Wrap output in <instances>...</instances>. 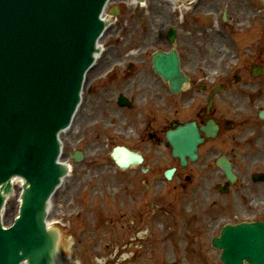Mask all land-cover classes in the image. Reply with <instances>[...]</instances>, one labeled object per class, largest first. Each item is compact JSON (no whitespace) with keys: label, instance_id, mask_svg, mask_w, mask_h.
I'll use <instances>...</instances> for the list:
<instances>
[{"label":"rangeland","instance_id":"374dc122","mask_svg":"<svg viewBox=\"0 0 264 264\" xmlns=\"http://www.w3.org/2000/svg\"><path fill=\"white\" fill-rule=\"evenodd\" d=\"M114 3L121 13L101 38L100 45L109 50L110 58L116 59L115 51L120 54L128 48L123 51L127 64L135 57L143 63L144 69L134 81L141 101H135L131 111L117 113L108 97L101 100L84 91L71 130L61 136L62 160L71 162L72 169L50 202L48 221L52 224L59 221L54 227L61 231L62 260L64 264H221L219 253L210 245V238L218 234L221 226L264 220V181L258 184L249 181L252 172L264 173V122L256 119V110L264 108V80L252 79L249 72L258 57L263 59L264 66V0H196L182 17L166 0H147L137 7L128 0ZM154 18L159 21L153 22ZM169 26L177 29L176 43L183 67L203 77L204 82L225 70L231 83L235 76L254 82L252 85L238 82L235 86L241 89H234L244 91L245 95L235 96L233 103L218 101L221 107H227L228 116L242 122L248 115L250 100L254 102L244 125L240 122L235 131L224 132L215 143L204 145L198 162L180 169L171 181H165L163 170L176 164L168 149L157 150L156 145L150 148L148 140L139 144L149 158L150 172L144 176L133 169L119 171L109 152L117 143L137 148L136 132L144 129L148 121L160 137V128L168 118L191 116L187 108L182 112L181 108L177 114L174 108L167 111L168 106L156 100V95L166 94V90L148 70L150 53L170 47L164 37ZM116 39L122 45L108 49L110 40ZM215 39L221 41L222 47L212 53ZM97 71L98 68L88 74L86 88L101 74ZM239 129H242L241 143L233 144L230 137L240 135ZM75 147L85 150L84 159L78 163L68 158ZM208 147H217V153L209 152ZM220 151L233 159L240 175L227 196L214 189L215 183L224 179L212 163ZM189 174L192 182L182 184ZM140 177L148 179L150 190L131 182ZM127 190L134 195V201ZM214 198L216 204L208 207ZM16 210L17 199L13 196L3 211L5 224ZM106 222L112 226L108 227ZM130 226H135L134 233L140 229L138 233L143 237L134 246L126 242L128 237L134 240L131 232L125 231ZM114 238L118 240L115 242Z\"/></svg>","mask_w":264,"mask_h":264},{"label":"water","instance_id":"95a60500","mask_svg":"<svg viewBox=\"0 0 264 264\" xmlns=\"http://www.w3.org/2000/svg\"><path fill=\"white\" fill-rule=\"evenodd\" d=\"M105 2L0 0V209L4 195L13 191L12 178L23 181L13 222L2 227L0 216V264H59L58 232L44 225L46 202L65 173L56 162L57 136L78 101L83 73L102 30L98 15ZM168 34L173 40L174 30ZM152 60L178 92L187 77L179 70L177 52L158 51ZM201 129L206 135L215 130ZM166 136L182 165L186 158L196 160L203 139L194 123L178 125ZM112 156L122 168L129 164L116 150ZM217 163L233 182L230 163L224 157ZM172 172L166 171L167 178ZM211 243L222 250L223 264H264V222L227 224Z\"/></svg>","mask_w":264,"mask_h":264},{"label":"flooded vegetation","instance_id":"af4514ba","mask_svg":"<svg viewBox=\"0 0 264 264\" xmlns=\"http://www.w3.org/2000/svg\"><path fill=\"white\" fill-rule=\"evenodd\" d=\"M140 70H142V69H144V67H140L139 68ZM162 82V81H161ZM162 86H165V87H167V85L165 84V83H160ZM127 86H130V88L129 87H124V80H120L118 83H117V85H116V87H117V90H118V92L117 93H114L113 94V96L112 97H114V98H117V96L119 95V94H122V92H127V91H129V92H131L132 94H133V101H138V98H139V94L137 93V90H136V88L134 87L133 88V86H134V77H131V81L129 82V84L127 85ZM217 87V84H215L214 86H211L210 88H209V90H208V92H207V98H208V96H209V93L211 92V90L213 89V88H216ZM222 90H225L226 88H227V83H224L223 85H222ZM167 89H168V87H167ZM204 89H206V86L204 87ZM121 91V92H120ZM107 93L109 94V93H112V90H110L109 88H108V91H107ZM195 96H196V94H194V92L192 91V89H186L185 91H183L181 94H180V98H181V100H183V101H190V100H192L193 98H195ZM158 97H160L163 101L165 100L164 99V96L163 95H158ZM207 98H206V100H207ZM196 99V98H195ZM166 101H168V97L166 98ZM166 101H165V104H166ZM214 104V103H213ZM167 105V104H166ZM168 106V108H167V111L170 109V105H167ZM213 106V105H212ZM209 118H212L217 124H218V126H219V133L221 134L223 131H225V130H227L226 128V119H224V112H221V111H219L216 107H211L210 108V110H209V112L208 113H206V110H205V108L202 106H200V108L198 109V111H197V113H196V117H195V120L197 121V123L200 125V124H202V123H204V121L206 120V119H209ZM169 126H170V122H166V124H164V125H162L161 126V128H160V132H164L165 131V129L166 128H169ZM150 130H152L151 128H148L147 130H144V131H140L139 133H138V146H139V144L141 143V142H144L145 140H147L146 139V137H145V135L149 138V139H151V141H150V144H149V147L151 148V146L150 145H152V144H160L161 143V140H160V138H158L157 137V132H155V133H151V131ZM164 144V143H163ZM146 156H145V154H144V159L146 160V158H145ZM150 169L148 168V171H149Z\"/></svg>","mask_w":264,"mask_h":264},{"label":"bare ground","instance_id":"6f19581e","mask_svg":"<svg viewBox=\"0 0 264 264\" xmlns=\"http://www.w3.org/2000/svg\"><path fill=\"white\" fill-rule=\"evenodd\" d=\"M131 4L135 5L134 2H133L132 0H131ZM169 5H170V7H171L172 9H178V10H180V11H182V10H186V6H183V4H181V3H177V1L174 2V5H173V3H170ZM152 21L155 22V23H157L159 20L156 19V18H154ZM221 47H222L221 41H220L219 39H215L214 42L212 43V46H211V49H212L211 51H212V53L218 51ZM68 131H69V130H65L64 133H66V132H68ZM62 135H63V134H62ZM16 185H17V187H19V186H18V180H17V184H16ZM17 189H18V188H17ZM17 194H18V193H17ZM58 261L61 262L59 259H58Z\"/></svg>","mask_w":264,"mask_h":264}]
</instances>
